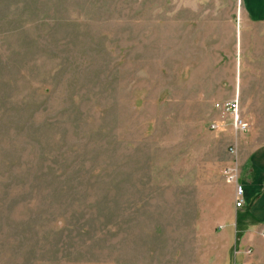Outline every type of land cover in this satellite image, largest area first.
<instances>
[{
	"label": "rangeland",
	"instance_id": "1",
	"mask_svg": "<svg viewBox=\"0 0 264 264\" xmlns=\"http://www.w3.org/2000/svg\"><path fill=\"white\" fill-rule=\"evenodd\" d=\"M242 22L240 0H0V264L222 263L221 170L264 149Z\"/></svg>",
	"mask_w": 264,
	"mask_h": 264
},
{
	"label": "crops",
	"instance_id": "2",
	"mask_svg": "<svg viewBox=\"0 0 264 264\" xmlns=\"http://www.w3.org/2000/svg\"><path fill=\"white\" fill-rule=\"evenodd\" d=\"M240 2L243 21L240 31L245 33L250 24L264 27V0ZM236 156L243 205L234 207L233 186L226 183L231 189V213L220 227L226 253L220 264H264V149L250 151L246 156L236 152Z\"/></svg>",
	"mask_w": 264,
	"mask_h": 264
},
{
	"label": "built area",
	"instance_id": "3",
	"mask_svg": "<svg viewBox=\"0 0 264 264\" xmlns=\"http://www.w3.org/2000/svg\"><path fill=\"white\" fill-rule=\"evenodd\" d=\"M216 108H220L222 112H229L230 114L234 115L233 128L236 131L246 132L248 130V125L242 122L237 116L238 104L236 101L225 104H217ZM211 128H215V126H212ZM230 155L231 159L222 168L221 175L227 184H231L233 186L234 207L240 208L243 205V188L241 184L238 183V164L234 147L230 149Z\"/></svg>",
	"mask_w": 264,
	"mask_h": 264
}]
</instances>
